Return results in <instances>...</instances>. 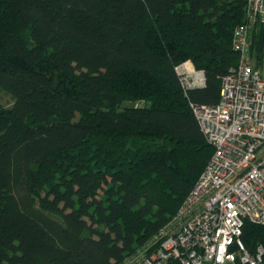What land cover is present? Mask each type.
Segmentation results:
<instances>
[{"label": "trees", "instance_id": "16d2710c", "mask_svg": "<svg viewBox=\"0 0 264 264\" xmlns=\"http://www.w3.org/2000/svg\"><path fill=\"white\" fill-rule=\"evenodd\" d=\"M245 3L0 0V264H119L153 239L212 155L190 104L218 101ZM241 239L264 248V224Z\"/></svg>", "mask_w": 264, "mask_h": 264}, {"label": "built area", "instance_id": "2783aa9c", "mask_svg": "<svg viewBox=\"0 0 264 264\" xmlns=\"http://www.w3.org/2000/svg\"><path fill=\"white\" fill-rule=\"evenodd\" d=\"M264 24V0H246L232 31L237 66L220 80L215 104H190L213 148L172 218L119 264H263L241 236L245 223L264 224V67L250 60L251 32ZM182 88L203 87L190 61L176 67Z\"/></svg>", "mask_w": 264, "mask_h": 264}, {"label": "rangeland", "instance_id": "374dc122", "mask_svg": "<svg viewBox=\"0 0 264 264\" xmlns=\"http://www.w3.org/2000/svg\"><path fill=\"white\" fill-rule=\"evenodd\" d=\"M263 29H264V26H263ZM256 33H257V29H255V31L253 32L252 38L255 37ZM254 47H253V41L251 40V45H250V60L252 61V63L254 65H256L258 58L256 56V52H255V48ZM262 53H263V56H262V62L260 64V66L261 67H264V36H263V50H262ZM12 101H13V99H12V97L9 94H7V93H5V92H3V91L0 90V104L1 105H3V106H9L12 103ZM140 104H141V102H139V101H134V102L126 101V102H123L121 105H119V107L120 108H126V107L137 106V105H140Z\"/></svg>", "mask_w": 264, "mask_h": 264}]
</instances>
